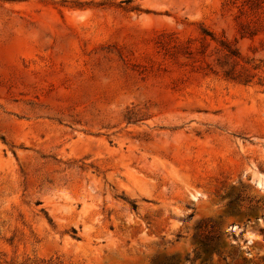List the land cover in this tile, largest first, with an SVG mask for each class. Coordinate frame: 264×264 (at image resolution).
Masks as SVG:
<instances>
[{
    "label": "rangeland",
    "instance_id": "374dc122",
    "mask_svg": "<svg viewBox=\"0 0 264 264\" xmlns=\"http://www.w3.org/2000/svg\"><path fill=\"white\" fill-rule=\"evenodd\" d=\"M172 258L264 264V0H0V264Z\"/></svg>",
    "mask_w": 264,
    "mask_h": 264
},
{
    "label": "trees",
    "instance_id": "16d2710c",
    "mask_svg": "<svg viewBox=\"0 0 264 264\" xmlns=\"http://www.w3.org/2000/svg\"><path fill=\"white\" fill-rule=\"evenodd\" d=\"M204 245H205L206 251H208L209 248H210V243H209V241H205ZM161 264H178V261H177L176 259H173V258H172V259H169V260L163 261Z\"/></svg>",
    "mask_w": 264,
    "mask_h": 264
}]
</instances>
